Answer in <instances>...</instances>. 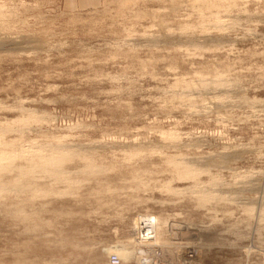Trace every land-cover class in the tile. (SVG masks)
Returning <instances> with one entry per match:
<instances>
[{
  "label": "rangeland",
  "instance_id": "rangeland-1",
  "mask_svg": "<svg viewBox=\"0 0 264 264\" xmlns=\"http://www.w3.org/2000/svg\"><path fill=\"white\" fill-rule=\"evenodd\" d=\"M0 264H264V0H0Z\"/></svg>",
  "mask_w": 264,
  "mask_h": 264
},
{
  "label": "bare ground",
  "instance_id": "bare-ground-1",
  "mask_svg": "<svg viewBox=\"0 0 264 264\" xmlns=\"http://www.w3.org/2000/svg\"><path fill=\"white\" fill-rule=\"evenodd\" d=\"M153 217V216H152ZM143 220V219H142ZM159 221L161 222V223H163V222H165L166 220H164L163 221V219H161L160 217H155V218H147V219H144L143 221H141V219H140V222H139V225H140V229L142 228V227H144V226H146V224L148 225V226H151V227H156L155 229H156V232L157 233H155V234H160V232H161V226L159 225ZM146 223V224H145ZM166 223V222H165ZM154 226H153V225ZM171 224V223H170ZM138 225V226H139ZM163 225V224H162ZM142 226V227H141ZM169 227V226H168ZM145 228V227H144ZM167 228V227H166ZM153 231H154V229H153ZM153 233V232H152ZM162 235V234H161ZM158 235H156V237H157ZM160 236V235H159ZM158 238V237H157ZM157 238L155 239V240H157ZM161 238V237H160ZM160 238H158L159 240H160Z\"/></svg>",
  "mask_w": 264,
  "mask_h": 264
},
{
  "label": "built area",
  "instance_id": "built-area-1",
  "mask_svg": "<svg viewBox=\"0 0 264 264\" xmlns=\"http://www.w3.org/2000/svg\"><path fill=\"white\" fill-rule=\"evenodd\" d=\"M116 260H117V256H116V255H112V256L110 257V261L114 262V261H116Z\"/></svg>",
  "mask_w": 264,
  "mask_h": 264
}]
</instances>
